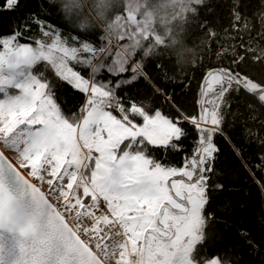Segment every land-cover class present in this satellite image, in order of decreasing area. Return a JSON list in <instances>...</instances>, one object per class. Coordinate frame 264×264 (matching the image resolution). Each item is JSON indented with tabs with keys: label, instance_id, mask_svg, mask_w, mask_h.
Returning <instances> with one entry per match:
<instances>
[{
	"label": "snow or ice",
	"instance_id": "6c2138e0",
	"mask_svg": "<svg viewBox=\"0 0 264 264\" xmlns=\"http://www.w3.org/2000/svg\"><path fill=\"white\" fill-rule=\"evenodd\" d=\"M5 3L13 10L20 0ZM33 23L39 39L26 35ZM141 24L118 18L114 37L96 44L84 32L65 39L37 16L0 36V264H101L98 253L107 254L114 234L125 237L124 248L143 239L141 255L181 250L184 264H216L202 258L201 233L219 152L215 137L224 135L229 96L243 91L264 106V81L236 70L244 63L236 49L244 45L229 43L216 55L231 63L206 74L195 114H165L149 95H122L138 78L149 81L135 59L149 39ZM247 25L233 13V31L247 32ZM251 45L249 36L244 52ZM59 85L84 94L78 113L57 102ZM160 91L153 86V94ZM186 125L197 139L182 167L150 154V146L183 151Z\"/></svg>",
	"mask_w": 264,
	"mask_h": 264
},
{
	"label": "trees",
	"instance_id": "16d2710c",
	"mask_svg": "<svg viewBox=\"0 0 264 264\" xmlns=\"http://www.w3.org/2000/svg\"><path fill=\"white\" fill-rule=\"evenodd\" d=\"M195 8L197 14L187 26V36L189 44L199 45L197 62L183 74H177L173 61L166 55L147 58L138 53L135 59L144 66L143 71L148 73L150 82L138 78L124 86L122 95L129 98L149 95L153 108L165 114L174 113L177 109L185 115L189 112L195 114L206 74L231 63L228 58L217 57L220 45L243 43L246 48L249 36L252 39L251 48L247 52H244V48L236 49L244 58V63L236 70L242 69V74L256 82L264 81V36H260L264 31L260 19L264 15V0H205ZM236 11L247 18V32L233 31L231 26ZM37 16L60 31L65 39L83 32L65 23L54 0H20L19 6L13 10H8L5 0H0V36L11 34L24 21ZM30 28L31 32L26 35L39 39L37 25L30 24ZM212 31L219 35L213 38L209 35ZM84 33L96 44L102 43L101 35L97 32ZM227 37L232 39L228 40ZM166 52L167 49H162V53ZM78 70L87 75V70ZM46 75L51 78L50 72L46 71ZM131 75L129 72L120 78H130ZM153 86L159 88L160 93L153 94ZM56 91L57 102L65 111L78 113L85 101L84 94L67 85H59ZM224 111L225 131L223 136L215 137L219 152L210 173L209 203L202 214L206 217L201 229L202 258L217 257L225 264L229 260L232 264H264V106L251 94L241 91L229 96ZM186 127L189 137L183 142V151L150 146V154L170 166L182 167L185 155H191L197 139L192 126ZM217 184L222 187L215 188ZM249 242H252L251 246ZM112 258L115 257L111 256L107 261L112 263Z\"/></svg>",
	"mask_w": 264,
	"mask_h": 264
},
{
	"label": "clouds",
	"instance_id": "9594fccd",
	"mask_svg": "<svg viewBox=\"0 0 264 264\" xmlns=\"http://www.w3.org/2000/svg\"><path fill=\"white\" fill-rule=\"evenodd\" d=\"M65 23L76 31L97 32L105 39L114 37L117 19L126 21L129 16L141 21L149 39L144 41L143 51L151 49L147 58L160 55L169 57L177 74H183L193 66L200 55L199 45L188 43V24L197 14L191 0H54ZM162 49H167L162 53ZM143 251V246H141ZM148 264V261L167 260L168 264H184V253L175 250L168 256L154 252L140 253L134 258ZM218 264H225L219 261ZM232 264V261H227Z\"/></svg>",
	"mask_w": 264,
	"mask_h": 264
},
{
	"label": "rangeland",
	"instance_id": "374dc122",
	"mask_svg": "<svg viewBox=\"0 0 264 264\" xmlns=\"http://www.w3.org/2000/svg\"><path fill=\"white\" fill-rule=\"evenodd\" d=\"M161 238L166 240L168 237L162 236ZM142 241L143 239L137 240L134 245L131 244V242L129 241V247L126 248L120 246L119 249L116 251L117 257L112 258L111 260L112 263H108V264H139V260H135L134 258L141 251ZM155 254L159 255L158 253ZM210 259H216V264H218L219 262L217 257H212ZM192 264H196L195 261H193Z\"/></svg>",
	"mask_w": 264,
	"mask_h": 264
},
{
	"label": "built area",
	"instance_id": "2783aa9c",
	"mask_svg": "<svg viewBox=\"0 0 264 264\" xmlns=\"http://www.w3.org/2000/svg\"><path fill=\"white\" fill-rule=\"evenodd\" d=\"M124 241H125V237L114 234L112 236V239L109 241V248L107 250V254L105 255L104 253H98L100 260L106 262L111 256L115 257L116 251L124 243Z\"/></svg>",
	"mask_w": 264,
	"mask_h": 264
},
{
	"label": "water",
	"instance_id": "95a60500",
	"mask_svg": "<svg viewBox=\"0 0 264 264\" xmlns=\"http://www.w3.org/2000/svg\"><path fill=\"white\" fill-rule=\"evenodd\" d=\"M8 238H9V239L11 238L10 235H9ZM142 246H143V249H144V247H145L144 240L142 241ZM141 250H142V248H141ZM140 252H141V251H140ZM100 261H101V260H100ZM101 264H105V262L101 261ZM139 264H144V262L139 260Z\"/></svg>",
	"mask_w": 264,
	"mask_h": 264
},
{
	"label": "crops",
	"instance_id": "0c3cea01",
	"mask_svg": "<svg viewBox=\"0 0 264 264\" xmlns=\"http://www.w3.org/2000/svg\"><path fill=\"white\" fill-rule=\"evenodd\" d=\"M117 253V252H116ZM115 257H117V254H115Z\"/></svg>",
	"mask_w": 264,
	"mask_h": 264
},
{
	"label": "bare ground",
	"instance_id": "6f19581e",
	"mask_svg": "<svg viewBox=\"0 0 264 264\" xmlns=\"http://www.w3.org/2000/svg\"><path fill=\"white\" fill-rule=\"evenodd\" d=\"M108 264V263H107Z\"/></svg>",
	"mask_w": 264,
	"mask_h": 264
}]
</instances>
